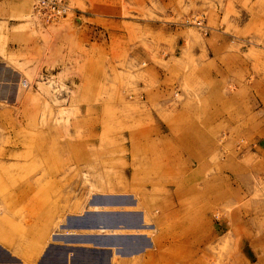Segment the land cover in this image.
Masks as SVG:
<instances>
[{"label":"rangeland","instance_id":"obj_1","mask_svg":"<svg viewBox=\"0 0 264 264\" xmlns=\"http://www.w3.org/2000/svg\"><path fill=\"white\" fill-rule=\"evenodd\" d=\"M5 1L0 196L14 183H87V196L90 183L109 194L146 186L177 230V264H238L233 214H264V155L253 154L255 139L264 146L253 87L264 88V0H67L75 13L52 24L34 19V0ZM254 103L262 130L239 133ZM239 106L251 117L239 121ZM223 114L236 117L229 128ZM183 181L199 192L210 182L209 201L192 207L186 184L173 204ZM204 207L208 220L195 222H207V240L179 242L185 213Z\"/></svg>","mask_w":264,"mask_h":264},{"label":"crops","instance_id":"obj_2","mask_svg":"<svg viewBox=\"0 0 264 264\" xmlns=\"http://www.w3.org/2000/svg\"><path fill=\"white\" fill-rule=\"evenodd\" d=\"M5 2L0 0V8ZM3 16L0 11V24ZM5 73L3 66V93ZM253 87L262 102L263 85L255 81ZM255 105L250 108L252 118L245 115L246 107L239 106L238 120L244 115L249 118L238 124L239 133L262 130L258 120L262 107ZM213 120L207 117L208 122ZM222 120L229 128L230 120L234 122L236 117L223 114ZM255 140L260 149L253 154L264 155L262 140ZM241 180L236 184V196L245 187ZM90 184L96 190L88 196L86 189L91 185L87 183H14L8 188L7 194L0 196V264H177V244L172 242L177 230H165L164 215L153 212L155 206H164V199L120 190L103 193L100 184ZM233 218L242 221L235 228L238 264H264V230L245 228L246 219L264 225V214L236 212ZM246 230L254 231L248 242Z\"/></svg>","mask_w":264,"mask_h":264},{"label":"bare ground","instance_id":"obj_3","mask_svg":"<svg viewBox=\"0 0 264 264\" xmlns=\"http://www.w3.org/2000/svg\"><path fill=\"white\" fill-rule=\"evenodd\" d=\"M196 137V136H195ZM138 139V137H135V139ZM197 138V137H196ZM199 138H197V140H198ZM194 141V140H193ZM195 142V141H194ZM197 142H199V141H197ZM196 142V143H197ZM200 142H201V140H200ZM187 146V145H186ZM192 147H196V146H193V145H191ZM187 148H190L189 146L187 147ZM194 149V148H193ZM153 153V152H152ZM155 155H156V152H155ZM157 158V157H156ZM204 162V161H203ZM142 164V163H141ZM140 167H142V165L140 166ZM125 170V169H124ZM190 170V169H189ZM109 175V174H108ZM112 176V175H111ZM122 176V175H121ZM122 179V178H121ZM188 181V180H187ZM98 182V181H97ZM154 183V182H153ZM149 184V183H148ZM188 185L189 186V184H190V182L189 183H186L185 181H183L182 183H174V186H175V188H176V191H175V201H173L172 199V203L173 204H175V205H177V204H179V203H177V187H182L183 185ZM192 184V183H191ZM202 184V186H203V188H204V190L202 191V192H199V190L197 189V188H195L193 185L194 184H192V187L191 186H189V188H190V190L192 191L191 192V198L190 199H192V201L194 200L193 199V197H195V196H199L200 198V201H209V195L211 194V191L213 190V185L210 183V182H208V181H205L204 183H201ZM196 185V184H195ZM223 184H221V183H218V189H222L223 190ZM100 187V186H99ZM137 187V186H136ZM145 187L146 186H140V185H138V190H137V192H139V194L141 195H145V196H148L150 199H155V197H152V195H150V194H147V192L145 191ZM149 187V186H148ZM102 189V188H101ZM117 189V188H116ZM143 189V190H142ZM189 191V190H188ZM106 192V191H105ZM136 192V193H137ZM217 196H218V198H219V200H221V199H223V198H226V191L224 192H221V193H218L217 194ZM178 197H179V194H178ZM185 198V197H184ZM167 199V198H166ZM157 200V199H156ZM218 200V199H217ZM149 201V200H148ZM200 201H198V202H200ZM153 202V201H152ZM152 202H149V203H152ZM154 202H156V201H154ZM197 202V203H198ZM163 203V202H162ZM161 203V204H162ZM196 203V204H197ZM207 204V203H206ZM174 205V206H175ZM193 205H194V201H193V203H192V207H193ZM198 205V204H197ZM204 206H206L205 204H204ZM185 207V206H184ZM203 206H201V208H202ZM96 209H98V207H95ZM174 208V207H173ZM188 209V208H187ZM203 210H205V212L203 211ZM203 210H202V212L204 213H202V215L200 214L199 215V212H198V210H196L195 208H192L191 210H189V211H187V213H185V216H184V218L186 219V221H187V223L185 224V226H187V227H185V233H182L181 235H183V237L179 240V242H181V243H183V244H186V245H190L192 242H194V241H196L199 237L200 238H202V241H205V240H207V236H206V234H205V231L207 230V222H206V224H205V226L204 227H201L200 229H199V225H198V223L197 222H195L196 220H197V218H199V219H202L203 221H206V220H208V215H207V211H208V207H204L203 208ZM162 213H165V211H162ZM169 214V213H168ZM177 215V214H176ZM170 216V215H169ZM178 217V216H177ZM177 217H176V219H177ZM164 219V218H163ZM174 219V218H173ZM175 219V220H176ZM183 220V219H182ZM184 226V225H183ZM182 226V227H183ZM207 232V231H206ZM209 234V233H208ZM207 234V235H208ZM176 236L173 238V240H172V242H174L175 244H177V234H175ZM185 246V245H184ZM188 249V248H187ZM194 250V249H193ZM176 251V250H175ZM195 251V250H194ZM193 251V252H194ZM203 251V250H202ZM164 252H166V251H164ZM207 254V253H206ZM171 255V254H170ZM169 255V256H170ZM176 256V255H175ZM173 257V256H172ZM181 258V257H180ZM185 258V257H184ZM186 263V262H185ZM208 263V262H207Z\"/></svg>","mask_w":264,"mask_h":264},{"label":"built area","instance_id":"obj_4","mask_svg":"<svg viewBox=\"0 0 264 264\" xmlns=\"http://www.w3.org/2000/svg\"><path fill=\"white\" fill-rule=\"evenodd\" d=\"M75 13L67 0H34L32 16L43 24L57 23Z\"/></svg>","mask_w":264,"mask_h":264}]
</instances>
